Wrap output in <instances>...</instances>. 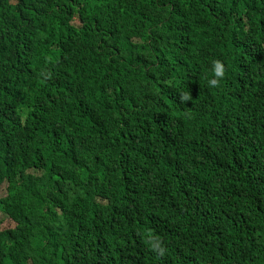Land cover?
I'll return each instance as SVG.
<instances>
[{"label": "trees", "instance_id": "16d2710c", "mask_svg": "<svg viewBox=\"0 0 264 264\" xmlns=\"http://www.w3.org/2000/svg\"><path fill=\"white\" fill-rule=\"evenodd\" d=\"M0 264H264V0H0Z\"/></svg>", "mask_w": 264, "mask_h": 264}, {"label": "clouds", "instance_id": "9594fccd", "mask_svg": "<svg viewBox=\"0 0 264 264\" xmlns=\"http://www.w3.org/2000/svg\"><path fill=\"white\" fill-rule=\"evenodd\" d=\"M210 70L213 73V78L208 80V84L210 86H216L218 83V78H221L224 75L223 66L220 63V61L214 60L211 63V69ZM173 187H175L174 184H173Z\"/></svg>", "mask_w": 264, "mask_h": 264}]
</instances>
